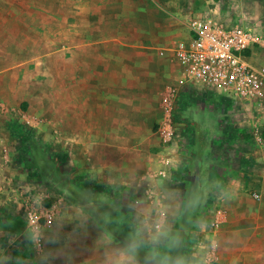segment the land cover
Returning <instances> with one entry per match:
<instances>
[{
  "label": "crops",
  "instance_id": "obj_1",
  "mask_svg": "<svg viewBox=\"0 0 264 264\" xmlns=\"http://www.w3.org/2000/svg\"><path fill=\"white\" fill-rule=\"evenodd\" d=\"M183 1L170 2L169 27L156 29L166 38L160 55L189 39L188 23L200 12H193L197 0ZM108 48H57L55 88L46 85L26 97L46 120L40 130L43 149H35L30 160L0 131V264H149L158 250H145L143 239L135 240L124 228L122 215L142 222L149 217L138 198L146 183L155 202L150 206L154 227L160 224L167 233L162 244L168 255L183 257L186 264H264V249L254 250L264 236V203L251 197L254 191L264 194V150L252 144L251 135L235 142V132L243 137L242 126L221 130L203 111L194 122L210 115L209 135L196 141V123L190 134L194 152L173 158L180 169L168 171V180L147 177L163 169L165 152L151 132L152 122L143 126L139 112L129 110L127 65L116 66L114 76ZM3 99L11 107L12 97ZM233 147L237 151L231 155ZM30 171L39 173V180ZM41 203L55 215L44 248L10 249L12 234L16 240L24 236L28 213ZM154 236L143 228L142 237ZM137 244L133 253L130 246Z\"/></svg>",
  "mask_w": 264,
  "mask_h": 264
},
{
  "label": "rangeland",
  "instance_id": "obj_2",
  "mask_svg": "<svg viewBox=\"0 0 264 264\" xmlns=\"http://www.w3.org/2000/svg\"><path fill=\"white\" fill-rule=\"evenodd\" d=\"M171 1L174 0H0V131H4L16 147L26 151L25 155L20 151L17 154L30 160L35 149H43L40 147L43 145V133L40 130L46 120L39 111H35L37 109L33 108L26 97L36 94L46 85L55 88L57 69L60 67L57 63V48L63 45L110 46L107 50L111 51L108 52L111 53L114 67H120L122 63L123 67L126 64L128 68L129 110L139 112L144 120L141 122L143 126L152 122L151 132L155 135L157 126L165 115V100L170 99L171 90L177 84V64L173 57H161L158 48L163 47L159 44L163 45L166 38L162 39L156 30L162 25L169 27L167 13L168 8H171ZM184 2L187 0L182 3ZM211 6H217L224 15H233L244 24L258 29L263 47L254 52V60L264 64V0H197L193 12H203ZM175 45L174 43L167 49H172ZM72 54L68 55L71 57ZM119 70L117 67L113 69L114 76ZM9 86L11 91H8ZM8 94L12 97L11 107L3 99ZM186 111L182 117L191 122L193 127L200 126L196 141L210 133V115L204 121L197 122V118L194 122L198 113L206 111L213 116L214 123L222 127L221 130L223 127L228 130L232 126L236 130L241 126L245 129L243 137L235 132V142L244 140L247 135L253 137V134L259 132L263 143L252 144L257 149L264 150V109L226 107L220 100L210 98ZM26 118L39 122V127H32L37 133L26 134L27 139L22 141L14 133V128L25 132L31 130L25 122ZM242 123L249 127L246 129ZM0 138L3 137L0 135ZM193 145L194 141L188 150L177 157L190 154V149L194 152ZM228 151L233 153L237 149L233 147ZM261 152L264 154V151ZM30 172L39 180V173ZM147 177H150L148 173ZM150 187L151 184L146 183L142 196L138 197L143 210H150L149 213L143 212L145 217L146 214L149 217L142 222L135 220L132 214H122L125 218L123 226L133 234L135 240L143 239L141 246L145 250L164 252L166 245L154 244L151 237H142L144 227L153 232V235L158 231L165 232L163 228L158 230L154 227ZM119 216H115L117 223H120ZM12 236L15 240L10 249L17 245L34 248L30 240H16V236ZM263 249L264 236H260L254 244V250Z\"/></svg>",
  "mask_w": 264,
  "mask_h": 264
},
{
  "label": "built area",
  "instance_id": "obj_3",
  "mask_svg": "<svg viewBox=\"0 0 264 264\" xmlns=\"http://www.w3.org/2000/svg\"><path fill=\"white\" fill-rule=\"evenodd\" d=\"M188 30L189 39L161 53V56L166 53L172 55L177 64L178 78L170 99L165 100V115L157 126L156 136L161 151L165 152L163 169L148 173L157 180H168V171L180 169L174 166L173 158L188 150L193 143V135H190L192 124L182 115L194 108L196 101L204 103L213 98L226 107L264 109V64L254 60V52L263 47L258 29L233 15H224L217 6H211L192 17ZM25 122L31 130L25 132L14 128V133L22 141L27 139L26 134L37 133L32 127H39L37 121L26 118ZM252 140L263 143L259 132L253 134ZM18 151L26 154L23 148ZM3 154H9L8 148L3 149ZM251 197L264 202V194L260 191L252 192ZM33 210L27 215L22 238L30 240L35 249L42 250L45 232L53 228L55 215L44 203ZM155 228L159 230L160 224Z\"/></svg>",
  "mask_w": 264,
  "mask_h": 264
},
{
  "label": "clouds",
  "instance_id": "obj_4",
  "mask_svg": "<svg viewBox=\"0 0 264 264\" xmlns=\"http://www.w3.org/2000/svg\"><path fill=\"white\" fill-rule=\"evenodd\" d=\"M167 238V233L163 231H158L157 234L153 237L154 244H162L163 241ZM139 245H131L130 250L135 253ZM149 264H186V261L183 257H171L168 255L167 251L156 252L148 257Z\"/></svg>",
  "mask_w": 264,
  "mask_h": 264
},
{
  "label": "trees",
  "instance_id": "obj_5",
  "mask_svg": "<svg viewBox=\"0 0 264 264\" xmlns=\"http://www.w3.org/2000/svg\"><path fill=\"white\" fill-rule=\"evenodd\" d=\"M19 132H21V131H19ZM20 136H22V134L21 133H18Z\"/></svg>",
  "mask_w": 264,
  "mask_h": 264
}]
</instances>
